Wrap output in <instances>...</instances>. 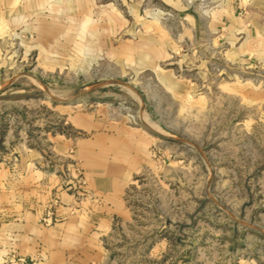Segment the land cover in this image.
<instances>
[{
  "label": "rangeland",
  "instance_id": "1",
  "mask_svg": "<svg viewBox=\"0 0 264 264\" xmlns=\"http://www.w3.org/2000/svg\"><path fill=\"white\" fill-rule=\"evenodd\" d=\"M98 3L96 21L115 10L135 24L118 42L146 41L160 24L178 46L159 62L114 59L69 20L12 31L0 47V161L39 150L48 131L72 133L68 111L109 107L154 139L127 193L132 219L106 241L114 264H264V60H232L225 29L206 30L220 0H182L207 14L198 35L157 0ZM33 39L46 50H28ZM188 80L209 96L195 108Z\"/></svg>",
  "mask_w": 264,
  "mask_h": 264
},
{
  "label": "crops",
  "instance_id": "2",
  "mask_svg": "<svg viewBox=\"0 0 264 264\" xmlns=\"http://www.w3.org/2000/svg\"><path fill=\"white\" fill-rule=\"evenodd\" d=\"M98 2L0 0V47L14 30L27 27L40 33L42 25L50 30L52 20L63 19L71 22L66 26L70 32L75 24L82 39L86 36V42L106 47L114 59L159 62L178 46L160 24L146 33L151 37L146 41L118 42L116 38L125 29L129 34L135 31V24L122 21L115 10L102 22L96 21ZM157 2L175 8L183 21L192 24L195 35L202 32L206 13L190 11L182 0ZM220 2L221 9L209 15L206 30L211 34L225 29L230 40L226 56L232 60L248 56L263 61L264 0ZM131 8L135 10L134 4ZM181 28L184 30L185 22ZM35 41L30 40L28 50H46ZM183 89L182 97L192 102L193 108L209 99L198 91L196 82L188 80ZM66 114L72 133L48 131L39 150L28 149L21 156L0 161V264H114L106 241L132 219L127 193L144 165L152 161L154 139L146 130L118 121L109 107ZM76 166L83 171L84 187L79 184ZM49 212L52 222L45 224L41 219Z\"/></svg>",
  "mask_w": 264,
  "mask_h": 264
},
{
  "label": "built area",
  "instance_id": "3",
  "mask_svg": "<svg viewBox=\"0 0 264 264\" xmlns=\"http://www.w3.org/2000/svg\"><path fill=\"white\" fill-rule=\"evenodd\" d=\"M76 172L78 173V180H79V184L82 185V187H84V185L86 184L85 178L83 177V171L79 166H76ZM83 192H87L86 190H84L83 188ZM50 212H49V216L45 217L43 219H41L42 222H44L45 224H51V218H50Z\"/></svg>",
  "mask_w": 264,
  "mask_h": 264
},
{
  "label": "water",
  "instance_id": "4",
  "mask_svg": "<svg viewBox=\"0 0 264 264\" xmlns=\"http://www.w3.org/2000/svg\"><path fill=\"white\" fill-rule=\"evenodd\" d=\"M116 82H118V83H120V84L127 85L126 82H123V81H120V80H116ZM103 84H105V83H98V84H95V85L92 86V89H95V88H97V87H99V86H102ZM136 92H137V91H136Z\"/></svg>",
  "mask_w": 264,
  "mask_h": 264
}]
</instances>
